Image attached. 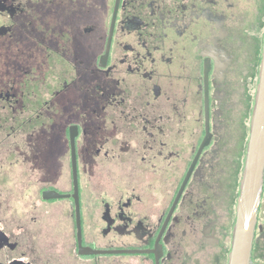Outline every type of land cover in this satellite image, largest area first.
<instances>
[{
	"label": "flooded vegetation",
	"instance_id": "af4514ba",
	"mask_svg": "<svg viewBox=\"0 0 264 264\" xmlns=\"http://www.w3.org/2000/svg\"><path fill=\"white\" fill-rule=\"evenodd\" d=\"M263 83L264 0H0V264H264Z\"/></svg>",
	"mask_w": 264,
	"mask_h": 264
},
{
	"label": "water",
	"instance_id": "95a60500",
	"mask_svg": "<svg viewBox=\"0 0 264 264\" xmlns=\"http://www.w3.org/2000/svg\"><path fill=\"white\" fill-rule=\"evenodd\" d=\"M264 91V83H263V89ZM259 183V174L256 173L255 163L251 162L250 168L246 175V187L245 192L246 195L244 197L243 201V223L248 222V216L250 215V211L255 208L256 205V187ZM51 197H64L62 194H56V195H50ZM245 228V227H244ZM91 248H86L81 246L80 252L82 254H90L95 253L98 251L89 250Z\"/></svg>",
	"mask_w": 264,
	"mask_h": 264
}]
</instances>
